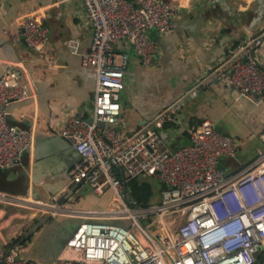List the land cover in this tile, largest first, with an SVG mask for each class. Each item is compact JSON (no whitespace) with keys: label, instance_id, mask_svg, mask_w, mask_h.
I'll list each match as a JSON object with an SVG mask.
<instances>
[{"label":"built area","instance_id":"1","mask_svg":"<svg viewBox=\"0 0 264 264\" xmlns=\"http://www.w3.org/2000/svg\"><path fill=\"white\" fill-rule=\"evenodd\" d=\"M219 1V0H214ZM182 0H56L73 4L76 16L88 21L90 49L82 68L96 74L91 120L70 117L60 134L79 153L68 171L71 185L88 184L97 195L109 193L102 209L73 210L63 201L65 189L51 201L31 194L0 191V212L8 208L32 212L27 228L47 219L71 215L79 224L63 241L56 257L41 263L23 255L25 237L0 234V264H264V147L253 160L230 173L221 159L235 156L233 139L205 119L188 130L191 143L173 148L159 128L183 100L133 133L119 127L130 55L152 66L158 45L150 29L170 33ZM39 10L19 19L27 45L43 56L50 28ZM81 41L67 49L80 54ZM264 28L240 42L222 67L203 80L221 82L253 104L264 102ZM35 92L14 66L0 76V168L22 165L35 131L8 121V106ZM175 121V120H174ZM264 144V129L261 135ZM152 176L164 187L161 198L142 205L131 199L127 181ZM2 218H0L1 221ZM24 236V235H23Z\"/></svg>","mask_w":264,"mask_h":264},{"label":"crops","instance_id":"2","mask_svg":"<svg viewBox=\"0 0 264 264\" xmlns=\"http://www.w3.org/2000/svg\"><path fill=\"white\" fill-rule=\"evenodd\" d=\"M37 10L43 13L42 20L50 28L43 56L27 45L18 25L20 18ZM263 28L264 0H182L170 33L149 31L158 45L152 66H143L133 49H127L130 59L119 98V127L133 133L165 108L183 100L174 109L173 120H166L159 128L165 142L173 148L190 144L187 130L209 119L238 148L235 156L221 159H226L221 167L232 173L250 163L255 149L264 147V102L253 104L221 82L209 86L203 80L209 72L222 67L240 42ZM72 38L80 39V54L67 49ZM90 42L88 21L76 16L73 4L0 0V76L8 66H14L29 90L35 92V96L31 94L8 106L9 123L34 130L35 139L26 150L22 165L0 169V191L31 194L49 202L52 195L65 189L62 201L73 210H96L107 205L108 192L100 196L88 184L69 183L68 171L79 160V153L60 134L70 117L93 118L97 78L92 70L82 68L83 54L90 49ZM259 56L264 60V46L259 49ZM2 211L27 221L33 216L18 208ZM80 220L63 215L43 221L44 226L31 236L26 234L31 231L27 224L6 234L14 237L21 232V240L26 234L23 255L48 263L60 250L55 244L60 232L75 229Z\"/></svg>","mask_w":264,"mask_h":264},{"label":"trees","instance_id":"3","mask_svg":"<svg viewBox=\"0 0 264 264\" xmlns=\"http://www.w3.org/2000/svg\"><path fill=\"white\" fill-rule=\"evenodd\" d=\"M223 161H226V159H223ZM223 161L221 163H223ZM125 187L131 199L136 200L139 204L147 205L150 204L152 201L160 200L161 189L164 187V185L159 183V181L153 178L152 176L146 175L127 181ZM156 190H158L159 196L157 200L154 199L157 193ZM26 234L28 233L26 232Z\"/></svg>","mask_w":264,"mask_h":264},{"label":"rangeland","instance_id":"4","mask_svg":"<svg viewBox=\"0 0 264 264\" xmlns=\"http://www.w3.org/2000/svg\"><path fill=\"white\" fill-rule=\"evenodd\" d=\"M156 187H159V186H156ZM156 192L157 193H156V196L154 198L155 200H157L159 197L158 196V190H156ZM31 213L32 212H29V214H31ZM19 216L15 213L7 212L5 214V211H1L0 218H2V217L3 218L0 221V234H6V232H8V230H12V229H13V231H15V230H17L18 226H20V228L23 229V227H21V226L24 224H27L28 219L27 218H19ZM17 217H18V219H20V221H17L18 220ZM21 220H22V222H21ZM17 222H19V223L17 224Z\"/></svg>","mask_w":264,"mask_h":264},{"label":"water","instance_id":"5","mask_svg":"<svg viewBox=\"0 0 264 264\" xmlns=\"http://www.w3.org/2000/svg\"><path fill=\"white\" fill-rule=\"evenodd\" d=\"M26 153V152H25ZM25 153H24V157H25ZM23 157V159H24ZM44 225L41 224V222L39 223H36L32 228H31V231L29 230L28 231V235L31 236V234L34 232V231H37V230H40ZM72 230L70 229L69 231L65 232V233H61L60 232V235H58L59 237V242L55 243L57 244L56 247H61L62 246V242L68 237V235L70 234Z\"/></svg>","mask_w":264,"mask_h":264}]
</instances>
